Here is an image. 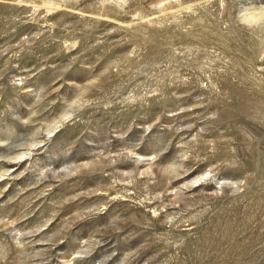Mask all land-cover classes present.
<instances>
[{"label":"rangeland","instance_id":"374dc122","mask_svg":"<svg viewBox=\"0 0 264 264\" xmlns=\"http://www.w3.org/2000/svg\"><path fill=\"white\" fill-rule=\"evenodd\" d=\"M263 9L0 0V264H264Z\"/></svg>","mask_w":264,"mask_h":264},{"label":"bare ground","instance_id":"6f19581e","mask_svg":"<svg viewBox=\"0 0 264 264\" xmlns=\"http://www.w3.org/2000/svg\"><path fill=\"white\" fill-rule=\"evenodd\" d=\"M168 1V0H167ZM171 2V1H170ZM165 4H167V3H165ZM264 10V9H263ZM258 15V14H257ZM257 15H255V17L257 16ZM67 118H70V116L69 115H65L64 117H62V118H60L57 122H56V124H55V126L54 127H57V126H59V125H62L63 123H64V121L67 119ZM53 127V128H54ZM52 128V129H53ZM52 129H49L47 132H51V131H53ZM29 150H31V147H29L28 148V151ZM24 154H27V152H22L21 154H17V155H20V156H17L18 158H20V157H22ZM16 158V157H15Z\"/></svg>","mask_w":264,"mask_h":264}]
</instances>
